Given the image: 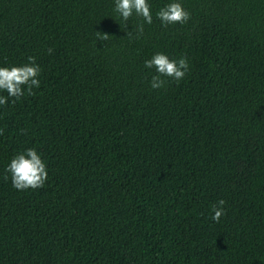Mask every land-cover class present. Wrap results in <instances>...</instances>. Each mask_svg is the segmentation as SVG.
<instances>
[{
  "label": "trees",
  "instance_id": "16d2710c",
  "mask_svg": "<svg viewBox=\"0 0 264 264\" xmlns=\"http://www.w3.org/2000/svg\"><path fill=\"white\" fill-rule=\"evenodd\" d=\"M183 4L129 40L110 0H0V63L42 69L0 106V264H264V0ZM156 51L181 81L150 88ZM29 147L48 179L19 191L4 166Z\"/></svg>",
  "mask_w": 264,
  "mask_h": 264
},
{
  "label": "clouds",
  "instance_id": "9594fccd",
  "mask_svg": "<svg viewBox=\"0 0 264 264\" xmlns=\"http://www.w3.org/2000/svg\"><path fill=\"white\" fill-rule=\"evenodd\" d=\"M109 15L124 27L129 40L139 39L145 26L152 25L154 19L162 28L184 24L190 19L183 0H163L155 9L152 0H110ZM104 36L96 32L97 40L103 41ZM51 51L49 48L48 52ZM143 69L150 74V88L161 89L169 79L181 81L189 70V63L183 56L173 59L166 52L156 51L143 61ZM41 71L34 56H27L20 63H0V106L33 95L34 90L41 86ZM4 172V178L10 180L12 188L19 191L42 188L48 179L47 163L35 147L24 148L12 155L4 166ZM224 205L225 201L220 199L210 206L212 221L218 222L225 214Z\"/></svg>",
  "mask_w": 264,
  "mask_h": 264
}]
</instances>
